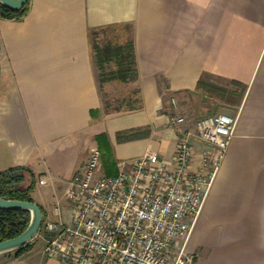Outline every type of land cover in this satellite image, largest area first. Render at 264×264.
I'll return each mask as SVG.
<instances>
[{"label": "crops", "instance_id": "0c3cea01", "mask_svg": "<svg viewBox=\"0 0 264 264\" xmlns=\"http://www.w3.org/2000/svg\"><path fill=\"white\" fill-rule=\"evenodd\" d=\"M112 25L133 43L136 75L101 84L94 32ZM109 82L131 89L116 100L125 108L106 105ZM221 112L237 124L190 238L193 264H264V0H29L23 14L0 16V170L35 175L43 216L67 206L64 168L69 185L97 134L114 174L144 152L173 155L172 115L190 127ZM191 143L197 160L206 144ZM43 246L33 239L0 264H69Z\"/></svg>", "mask_w": 264, "mask_h": 264}, {"label": "built area", "instance_id": "2783aa9c", "mask_svg": "<svg viewBox=\"0 0 264 264\" xmlns=\"http://www.w3.org/2000/svg\"><path fill=\"white\" fill-rule=\"evenodd\" d=\"M237 118L221 112L188 127L186 115H172L173 155L144 152L115 174H100L101 151L91 146L66 189L69 218L59 201L42 218L36 236L45 255L69 264H193L190 238ZM192 138L206 144L197 160Z\"/></svg>", "mask_w": 264, "mask_h": 264}, {"label": "trees", "instance_id": "16d2710c", "mask_svg": "<svg viewBox=\"0 0 264 264\" xmlns=\"http://www.w3.org/2000/svg\"><path fill=\"white\" fill-rule=\"evenodd\" d=\"M28 1L20 9H11L6 4L0 2V16L11 17L23 14L26 11ZM96 30L94 36L103 30H108L110 33L108 39L103 44L97 42L95 37L93 39V55L101 84L110 80L125 82L134 78L136 75V67L132 41L120 36L119 33L115 34L117 33V27L115 25L100 27ZM138 135V132L120 133L118 138L128 139ZM96 139L99 143L103 167L106 169L107 174H111L109 168L116 161L112 158L106 134H97ZM26 171L28 169L23 166L0 170V197L35 201L32 196L36 182L35 175L30 173L29 179H26ZM29 221L30 212L28 210L0 208V241L20 234L25 230ZM31 245L32 240L15 250L8 251L7 254L12 257H19Z\"/></svg>", "mask_w": 264, "mask_h": 264}, {"label": "water", "instance_id": "95a60500", "mask_svg": "<svg viewBox=\"0 0 264 264\" xmlns=\"http://www.w3.org/2000/svg\"><path fill=\"white\" fill-rule=\"evenodd\" d=\"M27 0H0L11 9H20ZM0 208L3 209H25L30 212V221L20 234L0 241V254L15 250L29 241H31L38 233L42 223V208L35 201L9 199L0 197Z\"/></svg>", "mask_w": 264, "mask_h": 264}, {"label": "rangeland", "instance_id": "374dc122", "mask_svg": "<svg viewBox=\"0 0 264 264\" xmlns=\"http://www.w3.org/2000/svg\"><path fill=\"white\" fill-rule=\"evenodd\" d=\"M115 34H118V33H115ZM110 35L109 31H99L95 37V40L101 44H103L107 39H108V36ZM128 89L127 91H130L131 89L129 88V86H127V88H123V86H120V85H116L112 82H109V83H106L105 86H104V92H105V101L107 102V105H109V107L111 109H116V110H119V109H122V108H125L126 105H119L117 103V97L119 95H121L122 93L125 92V90ZM69 174H67V169L64 168V192L68 186V177ZM65 209V212H66V215L67 217L69 218V214H70V210L67 206L64 207ZM34 240L36 241H40V237H37L35 236L33 238ZM32 239V240H33Z\"/></svg>", "mask_w": 264, "mask_h": 264}]
</instances>
